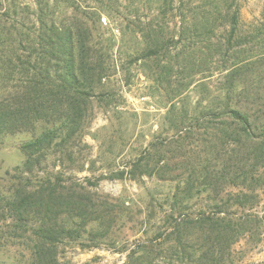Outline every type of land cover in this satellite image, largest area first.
<instances>
[{
  "label": "trees",
  "instance_id": "1",
  "mask_svg": "<svg viewBox=\"0 0 264 264\" xmlns=\"http://www.w3.org/2000/svg\"><path fill=\"white\" fill-rule=\"evenodd\" d=\"M179 1L178 11L186 13L180 12L178 32L164 34L160 24L150 23L142 55L160 66L170 45L179 44L164 63L167 70L177 65L190 76L197 66L209 70L216 61L217 82L213 95L196 102L198 111L190 113L185 100L178 110L173 105L166 127L171 134L143 148L127 170L133 177L155 175L178 184L165 225L138 240L125 264H161L162 253L163 264H232L231 247L264 226V214L251 211L260 194L264 198V32L241 31L238 0ZM162 4L174 9L173 0ZM47 17L33 30L13 28L8 54L0 58V143L6 134L28 135L18 143L23 159L3 175L0 221L30 233L31 264H58L60 242L88 233L95 245L107 233L88 228L106 216L105 204L83 187L65 186L44 167L52 155L74 159L72 146L87 125L92 99L101 94L109 55L89 44L92 30L83 23ZM260 17L263 27L264 4ZM207 84H200L203 90ZM195 128L201 129L198 141L191 140ZM201 193L208 206L191 212Z\"/></svg>",
  "mask_w": 264,
  "mask_h": 264
},
{
  "label": "rangeland",
  "instance_id": "2",
  "mask_svg": "<svg viewBox=\"0 0 264 264\" xmlns=\"http://www.w3.org/2000/svg\"><path fill=\"white\" fill-rule=\"evenodd\" d=\"M162 3L163 0H0L1 62L8 54L6 45L15 37L11 31L18 26L23 31L33 30L46 14L47 18L83 23L92 30L89 44L96 49L103 48L101 50L109 55L106 60L110 67L98 89L101 94L92 99L87 125L80 140L72 146L74 159L64 155L57 159L52 155L44 167L52 176L61 178L65 186L83 187L95 202L105 204L107 213L102 216V223L98 218L88 228L103 233L106 229L107 233L95 245L88 233L78 240L60 242L58 264H125L129 249L138 240L153 235L158 227L165 225L170 196L178 181L144 174L133 177L127 170L143 148L171 134L166 132L170 108L174 105L178 110L185 100L190 113L198 111V107L194 108L198 106L196 102L214 94L212 89L218 74L214 67L216 61L209 63V70L200 71L197 66L190 76L180 72L177 65L168 71L164 63L180 48L179 44L170 45L160 57V66L142 55V34L150 23L153 22L155 28L160 24L164 34H169V29L178 32L182 24L180 12L186 11H178L180 1L173 0L172 11L171 7L163 8ZM238 4L241 31L249 33L258 27L262 35L264 26L260 24V12L264 0H238ZM202 82H208L207 89H202ZM2 84L0 80V87ZM200 131L195 128L191 140L198 141ZM27 137V133L21 132L6 134L2 139L0 189L7 188L3 178L5 170L23 159L18 143ZM122 169L124 174L115 176ZM261 197L260 194L258 205L251 209L259 215L264 214V198ZM208 204L201 193L189 210L206 209ZM229 210L236 214L243 212L241 207ZM1 223L0 264H31L30 233L12 231L4 225L7 222ZM163 257V253L157 257L161 264ZM231 257L232 264H264V226L253 228L239 238L231 247Z\"/></svg>",
  "mask_w": 264,
  "mask_h": 264
}]
</instances>
